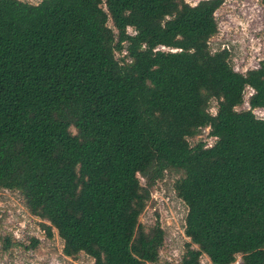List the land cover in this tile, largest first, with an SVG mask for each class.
<instances>
[{
  "label": "trees",
  "instance_id": "obj_1",
  "mask_svg": "<svg viewBox=\"0 0 264 264\" xmlns=\"http://www.w3.org/2000/svg\"><path fill=\"white\" fill-rule=\"evenodd\" d=\"M223 2L0 0V189L66 256L156 263L164 231L139 216L172 171L188 241L166 264H264V58L242 73L210 50Z\"/></svg>",
  "mask_w": 264,
  "mask_h": 264
},
{
  "label": "rangeland",
  "instance_id": "obj_2",
  "mask_svg": "<svg viewBox=\"0 0 264 264\" xmlns=\"http://www.w3.org/2000/svg\"><path fill=\"white\" fill-rule=\"evenodd\" d=\"M23 1L38 3L40 0ZM185 1L195 4L199 0ZM215 18L218 31L209 39L210 50L226 49L233 68L239 72L257 67L264 58V10L261 0H224L216 10ZM128 32L133 33L131 27H128ZM123 54L124 51L116 53V56L120 58ZM252 93L253 90L246 87L244 101L236 107L238 110L250 108L248 98ZM210 112H216L215 100L210 102ZM253 112L257 117L264 118V108H254ZM197 141L210 146L215 137L204 127L197 135L189 138L191 145ZM178 177L176 172L164 173L151 188L150 199L139 216L145 228L159 224L164 231L159 260L148 264L178 261L188 241L184 234L186 207L173 189V183ZM140 179L143 183V179ZM43 224L49 223L29 212L20 192L0 189V234L14 241L8 250H0V264H94L93 259L83 252L74 257L63 254V242L57 231L51 228V235H48ZM32 239L38 241L36 246H31ZM200 264H210L205 255L201 257ZM231 264H243L241 255H237Z\"/></svg>",
  "mask_w": 264,
  "mask_h": 264
}]
</instances>
